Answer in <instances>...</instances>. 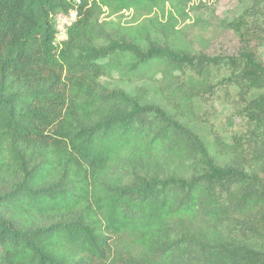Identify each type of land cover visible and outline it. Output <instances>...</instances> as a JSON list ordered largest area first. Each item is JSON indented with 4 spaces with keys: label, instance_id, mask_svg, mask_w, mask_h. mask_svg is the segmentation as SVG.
I'll use <instances>...</instances> for the list:
<instances>
[{
    "label": "trees",
    "instance_id": "trees-1",
    "mask_svg": "<svg viewBox=\"0 0 264 264\" xmlns=\"http://www.w3.org/2000/svg\"><path fill=\"white\" fill-rule=\"evenodd\" d=\"M247 1L218 58L168 43L216 0H80L60 47L74 0H0V264H264V0ZM130 10L147 17L127 33L102 21ZM114 75H159L166 105ZM234 87L246 126L214 133L220 163L189 124Z\"/></svg>",
    "mask_w": 264,
    "mask_h": 264
},
{
    "label": "rangeland",
    "instance_id": "rangeland-1",
    "mask_svg": "<svg viewBox=\"0 0 264 264\" xmlns=\"http://www.w3.org/2000/svg\"><path fill=\"white\" fill-rule=\"evenodd\" d=\"M250 2L247 0H216L215 4V17H210L209 20H213L210 26L194 29L190 25L184 26L183 33L177 34L175 37L170 38L168 41L172 47H184L191 50H202L214 57H228L232 56L236 51L238 45V37L234 30H222V26L219 25V20L225 19L229 22L236 18L241 10L249 6ZM147 17V13L144 11L130 10L124 15H108L105 12L102 15V21L107 22V28L112 31L113 34L127 33L132 30L133 27L144 18ZM206 18V17H205ZM164 38L159 37L162 41ZM264 58V45L261 49ZM229 74V69L223 65L221 69L216 73L215 80H220L222 77ZM159 75L154 78H144L137 81L129 82L124 81L118 75H114L112 78L106 79L108 85H112L116 88H120L132 95L145 96L144 101L160 106H165L166 103L158 89L157 81ZM229 97L222 96L221 92H217L219 99L215 98L211 103L213 109L211 112L205 114L204 121L189 124L192 131L200 134L205 142L211 149V154L220 163L224 162V159L214 151L212 142L213 135H225L229 137L232 134L239 135L246 126V114L245 110H242L240 103H238L237 96L235 95L236 87L230 89ZM210 107V105H208ZM212 147V148H211ZM83 175V171L79 170V176ZM87 184L84 183L82 187V198L84 203L89 202V192ZM40 208V211H49L56 209L57 205H46Z\"/></svg>",
    "mask_w": 264,
    "mask_h": 264
},
{
    "label": "built area",
    "instance_id": "built-area-1",
    "mask_svg": "<svg viewBox=\"0 0 264 264\" xmlns=\"http://www.w3.org/2000/svg\"><path fill=\"white\" fill-rule=\"evenodd\" d=\"M80 0H74V6L68 10L67 13H59L54 17V38L52 45L60 47L61 42L66 38L67 28L75 21L77 16L76 5L79 4Z\"/></svg>",
    "mask_w": 264,
    "mask_h": 264
}]
</instances>
